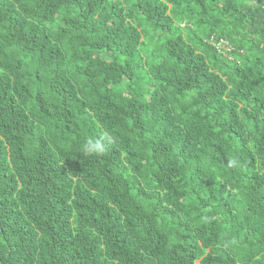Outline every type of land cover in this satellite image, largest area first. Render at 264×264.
<instances>
[{
    "label": "trees",
    "instance_id": "1",
    "mask_svg": "<svg viewBox=\"0 0 264 264\" xmlns=\"http://www.w3.org/2000/svg\"><path fill=\"white\" fill-rule=\"evenodd\" d=\"M0 264H264V0H0Z\"/></svg>",
    "mask_w": 264,
    "mask_h": 264
},
{
    "label": "clouds",
    "instance_id": "2",
    "mask_svg": "<svg viewBox=\"0 0 264 264\" xmlns=\"http://www.w3.org/2000/svg\"><path fill=\"white\" fill-rule=\"evenodd\" d=\"M112 143V139L107 133H104L99 137H87L84 139L81 145L82 155L87 157L100 158L103 157L108 151L109 145ZM235 160L230 161V165H234Z\"/></svg>",
    "mask_w": 264,
    "mask_h": 264
}]
</instances>
